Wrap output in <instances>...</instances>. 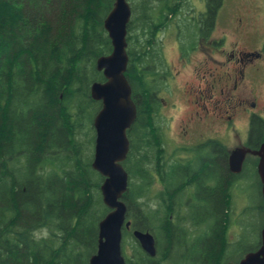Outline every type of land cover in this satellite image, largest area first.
Masks as SVG:
<instances>
[{
    "label": "trees",
    "instance_id": "obj_1",
    "mask_svg": "<svg viewBox=\"0 0 264 264\" xmlns=\"http://www.w3.org/2000/svg\"><path fill=\"white\" fill-rule=\"evenodd\" d=\"M209 1L214 9L223 3ZM129 2L125 76L137 118L128 131L130 150L123 166L130 183L123 200L132 229L155 236L157 255L150 257L135 242L128 256L125 245L134 238L124 230L126 264H171L169 253L177 246L181 225L176 228L170 221V193L186 195L189 189L196 195L193 209L204 205L219 214L208 218L209 231L202 238L205 264H224L231 189L249 167L244 164L240 175L232 174L229 153L220 142L189 150L183 162L174 160L177 151L168 149L156 123L163 108L160 82L171 77L158 34L185 1ZM114 3L0 0V264H90L98 251L99 225L110 210L101 193L104 178L93 169V123L102 103L93 100L91 88L106 81L97 61L113 52L104 22ZM180 21L186 33L183 48L193 50V40L205 30L188 18ZM263 143L264 120L254 117L248 147L257 150ZM257 165L258 158L252 169L261 189ZM176 218L202 224L198 217ZM259 248L260 243L242 251L247 255Z\"/></svg>",
    "mask_w": 264,
    "mask_h": 264
},
{
    "label": "rangeland",
    "instance_id": "obj_2",
    "mask_svg": "<svg viewBox=\"0 0 264 264\" xmlns=\"http://www.w3.org/2000/svg\"><path fill=\"white\" fill-rule=\"evenodd\" d=\"M178 1L183 2V0ZM184 1L192 4L187 12L203 8L202 3L204 0ZM263 7L264 0H224V6L220 11L219 19L212 33L208 30L210 27L203 24L202 28H204L205 33L202 39L195 38L193 40L198 43L197 50L192 51L190 55L188 52L191 51L190 47L186 50L183 48L185 47V42L183 43L185 36L183 35H186L183 28H180V33L177 35L171 27V22L167 28H162L159 32L158 40L168 62L171 77L168 80L163 79L164 84L160 82L162 92L159 94V101L160 104H163V108L156 116V123L162 126L169 150L174 152L175 149L181 146L203 143L208 139L219 141L229 154L237 148L248 147L252 119L255 117L264 120V61L260 73L248 71L246 77V82L252 84L253 94L258 97L257 107L251 109V112L247 103H243L237 107L235 117L230 121L229 116L232 117V113H225L227 109L218 104V101L223 100L219 95V91L223 88L224 83H218L214 89H211V86L215 84V80H219L221 75L226 76V67L222 65L213 66L207 55H211L213 59L220 61L218 63H222L226 61L223 55L226 51L230 55L234 53L235 58L232 61L237 62L242 52L259 51L262 46L261 43L264 42ZM240 10L243 14L256 13L255 18H258L257 25L259 28L250 37H243L240 44L234 47V26L231 21ZM245 24H248V21H245ZM222 38L225 40L219 43L220 46H214L216 45L214 40ZM179 41H181L182 50L179 49ZM216 49L223 51V53L215 51ZM246 57H244V60L248 64ZM206 61L212 66L211 70L204 66ZM210 72L213 73V76ZM234 94H239L242 100L248 99L251 102L253 100L250 91L246 88H239ZM196 112L203 122L197 121L190 124L188 136L184 138L181 126L183 122L188 123L191 117L198 119L195 116ZM254 158L257 159L251 155L247 156L245 164L249 169L241 174V178L231 189L229 197L231 210L228 217L226 260L224 264L240 262L245 255L242 249L247 246L255 247L261 241L260 235L264 228V215L260 214L262 197L259 180L254 168L252 169L255 163ZM163 188L161 182L156 186L157 192H161ZM200 229L202 233L207 232L206 227ZM198 234H200L199 231ZM243 240L245 242L238 247L237 244ZM133 243H135L133 239H127L126 254H132L131 245ZM199 250L200 246L198 245L192 257H184L183 255L170 257L171 263L188 264L189 261L196 264L201 263Z\"/></svg>",
    "mask_w": 264,
    "mask_h": 264
},
{
    "label": "water",
    "instance_id": "obj_3",
    "mask_svg": "<svg viewBox=\"0 0 264 264\" xmlns=\"http://www.w3.org/2000/svg\"><path fill=\"white\" fill-rule=\"evenodd\" d=\"M131 18L128 0H115L104 22L113 52L97 61V69L106 81L95 83L91 88L93 100L102 103V109L93 123L96 133L93 169L104 178L101 193L110 212L99 225L98 251L90 259V264H126L122 252L123 232L130 230L132 222L128 220V209L123 200L130 182L123 163L130 150L127 133L137 118L132 88L125 76L129 64L127 35ZM248 155L259 159L257 172L264 200V143L257 150L243 147L232 151L229 170L239 175ZM133 236L147 255L156 257V241L151 233L135 230ZM260 237V248L235 264H264V229Z\"/></svg>",
    "mask_w": 264,
    "mask_h": 264
},
{
    "label": "flooded vegetation",
    "instance_id": "obj_4",
    "mask_svg": "<svg viewBox=\"0 0 264 264\" xmlns=\"http://www.w3.org/2000/svg\"><path fill=\"white\" fill-rule=\"evenodd\" d=\"M181 5H185V8H183L184 11L180 10L177 15L171 16V20H172L171 27L176 31L175 33H177V35H178V33H180V27H181L180 19H181V17H184L185 21L187 20V18L190 22L195 21V24L197 23L199 26H201V28L203 26L202 24H206L207 27H210V28H208V30L211 31V33H212V31L215 28V25L219 19L218 17H219L220 11L222 10V8L224 6V0L222 3V6L219 9H214V7H213L214 3H211L209 0H204L202 3L203 8L200 10H197V11H196V9H194V11L187 12V10L190 9V8L187 9V5H192L190 3H184ZM188 15H190V16H188ZM255 15H257V14L256 13L243 14L242 10H240L239 13L232 19L231 23L234 26L233 35L235 37V42L233 43L234 47H237L240 44L243 37H245V38H248V36L250 37L259 28V26L257 25L258 18H255ZM245 21H248V24H245ZM185 25H188V23H185ZM229 34H230V32H229ZM203 35H204V33L202 35H200V39H202ZM205 36H207V34H205ZM224 40H225L224 38L218 39V40L215 39L214 43H216V45H214V46H220L219 43L223 42ZM178 44H179L178 45L179 49L182 50L181 41H179ZM261 45L262 46H261L259 51L242 52L241 53L242 55L239 56V58L237 59L239 61H237V62L232 61V59L235 58L234 53L231 54L232 55L231 56L226 51L223 53V51H220L219 49H216L215 51H217L219 53H223L224 57L226 58V61L222 62V63H225V64L218 63L220 61L213 59V57L211 55H207L208 58L211 59V64L213 66L222 65V66L226 67V76L221 75V78L219 80H217V81L215 80V84H213L211 86V89L212 88L214 89L216 87V84H218V83L219 84L224 83L223 88H221L219 91V95L221 96V98L223 100L218 101V104L222 105L223 108L227 109L225 113H228V112L232 113V117L229 116L230 121H232L233 118L235 117V114L237 112V110H236L237 107L242 105L243 103H247V105L250 107L251 112H252L251 109H255L257 107V98L258 97L253 94L252 84H249L246 82V77H247L248 71H251L254 73L255 72L260 73L262 71V65H263V61H264V42H262ZM196 50H197V46L193 50L188 51L189 55L192 51L195 52ZM180 54H181V52H180ZM245 56H247L246 58H247L248 64H246V61L244 60ZM181 57H182V55H181ZM188 60H189V56H188ZM231 64H234V65L231 66ZM204 66H206V68H208V70L212 69L211 68L212 66L207 61L204 63ZM197 74H198V69H197ZM210 74L213 76L212 72H210ZM239 88H243V89L246 88L250 91L252 99H253L252 102L249 101L248 99L242 100L241 96L239 94H234V92H237ZM198 115L199 114L196 112L195 116H197L198 119L191 117L188 120V123L183 122V124L181 126V130H182L184 138H187V136H188V133H189L188 128H189L190 124L196 123L197 121L203 122L202 118L199 117ZM215 142H219V141L214 140V139H208V140L204 141L203 143H198V144H193V145L188 144L186 146H181V147L175 149V151H177V156L175 157L174 160L183 162L187 158L186 155L191 154L189 150H191V149L193 150L200 145L207 146V144H209V143H211L210 145H213ZM207 151L210 152V155H213V153H214V152H212V146L207 147ZM220 152L221 151L219 149H217V154ZM218 156L219 155H217V157ZM176 192H177V190H173L170 193V201L172 202L171 203L172 205L170 204V206H172L174 209L173 210L174 212H172L170 214V221H171V223H173V226H175L176 228L179 225H181V226H180V230L171 229L172 231L176 230L178 232V234L176 236L177 238H175V240L178 243H177V246H175L170 251L169 256L171 258L175 255H183L184 257H186V256L192 257L194 255L198 245L201 248L204 245V243L206 242V241L202 240V238L207 236L208 231H209V229H208V223H209L208 218L217 217L219 214L215 210H205L204 205H201V206L197 207L196 209H193L192 206H197L196 195L193 194V189H189V191H188V193H186V195L185 194L178 195V194H175ZM176 215H178L179 218H181V219H187V217H192V216L198 217V218L202 219V222H201L202 224L200 223L201 225L196 227L193 223L191 224V222H189L188 225L183 220L178 222ZM186 225H187V227H186ZM202 227H206L207 232L202 233L201 229H200ZM181 228H183L184 230H182ZM134 231L135 230L130 229L129 232H131L133 234ZM198 231L200 232V234H198ZM144 233H146V232H144ZM149 233H151V232H149ZM154 238H155V236H154ZM155 241H156V239H155ZM156 250H157V241H156ZM203 254H204V252L200 251L201 263H197V264L207 263V260H205V257L203 256ZM127 255L130 256L129 254H127ZM125 263H126V259H125ZM188 264H196V263H192L191 261H189Z\"/></svg>",
    "mask_w": 264,
    "mask_h": 264
}]
</instances>
